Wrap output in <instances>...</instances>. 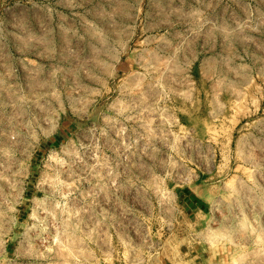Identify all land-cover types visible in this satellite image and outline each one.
Wrapping results in <instances>:
<instances>
[{
    "label": "rangeland",
    "instance_id": "obj_1",
    "mask_svg": "<svg viewBox=\"0 0 264 264\" xmlns=\"http://www.w3.org/2000/svg\"><path fill=\"white\" fill-rule=\"evenodd\" d=\"M0 264H264V0H0Z\"/></svg>",
    "mask_w": 264,
    "mask_h": 264
}]
</instances>
